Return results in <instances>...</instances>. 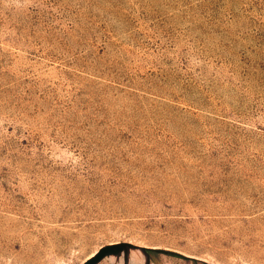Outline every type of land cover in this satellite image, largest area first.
Segmentation results:
<instances>
[{
  "label": "rangeland",
  "instance_id": "374dc122",
  "mask_svg": "<svg viewBox=\"0 0 264 264\" xmlns=\"http://www.w3.org/2000/svg\"><path fill=\"white\" fill-rule=\"evenodd\" d=\"M122 242L264 264V0H0V264Z\"/></svg>",
  "mask_w": 264,
  "mask_h": 264
},
{
  "label": "water",
  "instance_id": "95a60500",
  "mask_svg": "<svg viewBox=\"0 0 264 264\" xmlns=\"http://www.w3.org/2000/svg\"><path fill=\"white\" fill-rule=\"evenodd\" d=\"M130 252L147 260L148 264H152L147 255H156L155 252L140 250L139 247L129 243H110L99 247L93 254L80 264H96L99 260L109 255H117L120 253Z\"/></svg>",
  "mask_w": 264,
  "mask_h": 264
},
{
  "label": "bare ground",
  "instance_id": "6f19581e",
  "mask_svg": "<svg viewBox=\"0 0 264 264\" xmlns=\"http://www.w3.org/2000/svg\"><path fill=\"white\" fill-rule=\"evenodd\" d=\"M90 256H91V255H90ZM90 256H89V257H90ZM109 256H113V255H109ZM89 257H88V258H89ZM124 257H125V256H124ZM88 258H87V259H88ZM108 259H110V258H108ZM108 259H107V260H108ZM85 260H86V259H85ZM85 260H84V261H85Z\"/></svg>",
  "mask_w": 264,
  "mask_h": 264
}]
</instances>
